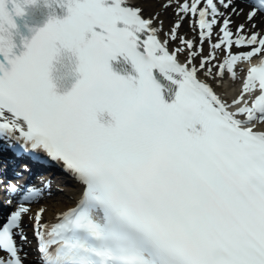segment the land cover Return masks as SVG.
Listing matches in <instances>:
<instances>
[{
  "label": "snow or ice",
  "instance_id": "1",
  "mask_svg": "<svg viewBox=\"0 0 264 264\" xmlns=\"http://www.w3.org/2000/svg\"><path fill=\"white\" fill-rule=\"evenodd\" d=\"M35 3L0 0V134L18 133L25 151L62 163L82 191L50 224L45 208L32 214L24 204L40 195L37 189L10 185L20 203L0 222V251L7 254L0 264H23L15 238L27 241L25 216L41 264H264V131L255 127L264 122V58L247 70L230 104L200 78L264 56L255 13L247 14L251 30L241 23L233 31L218 7L236 14L231 0H177L180 19L161 42L153 19L125 0H67L65 18H50L21 41L20 55H10L12 16ZM187 16L195 19L199 46L177 36ZM217 51L224 55L218 64ZM118 54L137 78L110 69ZM54 62L78 74L63 94L52 80ZM154 68L178 84L170 103ZM104 112L107 125L97 119Z\"/></svg>",
  "mask_w": 264,
  "mask_h": 264
},
{
  "label": "bare ground",
  "instance_id": "2",
  "mask_svg": "<svg viewBox=\"0 0 264 264\" xmlns=\"http://www.w3.org/2000/svg\"><path fill=\"white\" fill-rule=\"evenodd\" d=\"M167 0H129L127 3L128 6L139 7L141 9L142 14L148 15V17L152 18L154 21V26L160 29V33L163 34L166 31L170 30L171 27V16L174 14V10L177 6V0H170V5L168 7H164V3ZM126 2V1H125ZM231 7H235L237 9V13H231V9L224 10L222 6H220L221 11H224L226 15L230 17L232 20V29L235 31V28L244 23L249 30H251V24L247 20V14L252 9V5L248 0H231ZM162 22V23H161ZM251 23H255L257 25L256 30L258 32L264 33V14L259 10L255 12V17ZM170 33V31H169ZM177 36H183L185 39H192L191 35L182 32L181 34H177ZM179 44V40L175 42L170 41V45L172 48L176 47ZM216 53H220L217 51ZM186 52L184 53V55ZM198 59L196 63H198ZM216 62V61H215ZM218 64V62H216ZM213 73L216 74L214 71ZM204 78V77H203ZM206 82L211 86H215L217 83V78L212 79L210 77L206 78ZM23 175V176H22ZM19 177H16L13 181L15 183H20L23 181L25 174H22ZM48 181L49 188L46 189L48 192H44L42 199H45L44 203L49 204V206H69L73 202L72 200L76 197V195L80 191V185L77 182H74L71 178L67 176H63L61 174H57V172H53L52 170H48L42 174H38L34 176L31 180V184L33 186L43 185L44 182ZM48 194V195H47ZM1 220L3 219V214H0ZM20 246L22 248L21 257L24 260L36 262L35 254L32 252L30 245L28 242H20ZM6 253L0 251V257L5 256Z\"/></svg>",
  "mask_w": 264,
  "mask_h": 264
}]
</instances>
